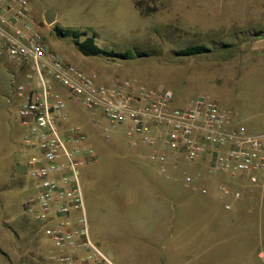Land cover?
Segmentation results:
<instances>
[{
  "label": "rangeland",
  "instance_id": "374dc122",
  "mask_svg": "<svg viewBox=\"0 0 264 264\" xmlns=\"http://www.w3.org/2000/svg\"><path fill=\"white\" fill-rule=\"evenodd\" d=\"M32 6L50 49L64 61L108 79L164 88L177 105L207 95L250 133L264 132V55L242 47L264 25V0H32ZM222 7L231 15H251L243 25L216 30L211 22ZM46 9L57 13L53 25L45 23ZM202 17L209 23L195 27ZM64 31L82 35L81 41L95 37L102 49L133 58L84 56ZM224 43L238 49H223ZM198 44L213 52L175 54ZM17 70L6 53L0 55V264H55L52 242L24 212V201L34 194L27 168L34 152L23 142ZM67 107L68 122L82 127L96 156L80 169L90 238L115 264H264V177L256 185L240 181L235 187L241 198L235 200L219 194V177L200 171V186L209 191L202 195L181 176L176 182L160 175L150 149L133 146L136 137L125 127L74 101ZM183 169L198 172L187 164Z\"/></svg>",
  "mask_w": 264,
  "mask_h": 264
},
{
  "label": "built area",
  "instance_id": "2783aa9c",
  "mask_svg": "<svg viewBox=\"0 0 264 264\" xmlns=\"http://www.w3.org/2000/svg\"><path fill=\"white\" fill-rule=\"evenodd\" d=\"M3 53L22 79L14 92L23 142L34 152L27 161L34 194L24 201V212L52 242L55 264H115L90 238L80 169L96 156L82 127L68 122L67 102L125 127L136 137L133 146L150 149L160 175L176 182L181 176L202 195L209 191L200 186V171L219 177V194L235 200L241 198L236 185H256L264 177V132L250 133L207 95L177 105L164 88L108 79L64 61L50 49L32 0H0ZM185 164L198 172L190 174Z\"/></svg>",
  "mask_w": 264,
  "mask_h": 264
},
{
  "label": "trees",
  "instance_id": "16d2710c",
  "mask_svg": "<svg viewBox=\"0 0 264 264\" xmlns=\"http://www.w3.org/2000/svg\"><path fill=\"white\" fill-rule=\"evenodd\" d=\"M65 33H71L73 37L75 38V46L76 48L84 55L87 57H94V56H105L108 58H118V59H123V60H129L132 59V55L129 52H124V53H116L114 51H106L102 49L100 46H98L95 42V37H86L83 41L80 40L81 36L80 34L76 32H70V31H64L62 36ZM243 32H239L238 34H242ZM247 36L252 35V33H245ZM261 32L255 33L254 36L260 35ZM236 45L234 44H228L224 43L222 44L223 49H228V50H233L236 49ZM238 49V47H237ZM213 52V49L209 46L198 44V45H192L188 46L186 48L180 49L175 52L176 56L179 57H196V56H202L206 54H210ZM138 57H143L147 56L146 53H137Z\"/></svg>",
  "mask_w": 264,
  "mask_h": 264
},
{
  "label": "crops",
  "instance_id": "0c3cea01",
  "mask_svg": "<svg viewBox=\"0 0 264 264\" xmlns=\"http://www.w3.org/2000/svg\"><path fill=\"white\" fill-rule=\"evenodd\" d=\"M222 2H224V0H222ZM221 6H222V4H221ZM237 12L238 13H234V15L233 14L231 15V14H228V12L226 10H224V8L222 7L221 9H219V14L216 15L217 20L215 21V19H214V20H212L211 23L216 22V24H217V26L215 27L216 30L220 28L219 26H223V25L225 26L226 24L231 25V24L237 23L239 25H243L244 24V17L249 16L251 14H250V12H246L244 15L241 13V11H237ZM201 16H202V14H201ZM207 22L209 23V20H205V18L202 17L199 19V21H197V22H195V24L194 23L193 24L195 25V27H198V25H205L206 26ZM215 28H211V29L208 28V29L209 30H215ZM255 32L256 33L261 32V34L258 36L250 37L247 40H245L242 44V47L244 48V46H247V45L250 46L251 45V47H249V48H251L253 51H254V49H256V53L258 52L256 56H261L259 54V51H261L263 53L262 55H264V25L261 28H259V30H256ZM250 41H252V42H250ZM243 50H245L244 52L248 51L246 49H243ZM244 56L246 57L248 55H244ZM252 57H255V56L252 55Z\"/></svg>",
  "mask_w": 264,
  "mask_h": 264
},
{
  "label": "water",
  "instance_id": "95a60500",
  "mask_svg": "<svg viewBox=\"0 0 264 264\" xmlns=\"http://www.w3.org/2000/svg\"><path fill=\"white\" fill-rule=\"evenodd\" d=\"M44 20L47 25H53L57 20V13L53 9H46Z\"/></svg>",
  "mask_w": 264,
  "mask_h": 264
}]
</instances>
